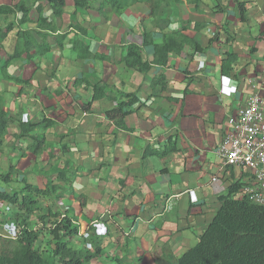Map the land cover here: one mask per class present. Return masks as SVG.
I'll return each instance as SVG.
<instances>
[{
	"label": "crops",
	"instance_id": "1",
	"mask_svg": "<svg viewBox=\"0 0 264 264\" xmlns=\"http://www.w3.org/2000/svg\"><path fill=\"white\" fill-rule=\"evenodd\" d=\"M23 1L29 6L30 0ZM100 1L90 0L88 10H75L69 0L56 21L60 27L46 39L50 51L15 61L6 70L23 83L0 79L5 111L24 122L54 123L44 131L53 151L45 149L39 156L26 151L30 139L13 140L12 126L0 168L5 171L12 162L30 183L34 179L44 186L54 179L55 167L68 163L71 183L59 184L65 189L61 201L45 204L69 209L81 233L97 220L85 241L78 236L73 241L91 252V244L101 249L90 264H110L109 256L116 264H170L198 242L220 206L217 197L233 181H244L243 171L223 166L215 151L227 119L253 94L264 97V0L167 2L156 19L142 3L120 13L105 8L101 14ZM237 4L244 6V20ZM30 18L19 30L36 28L33 11ZM194 23L202 27L196 31ZM183 25H189L184 33L201 46L199 53L187 47L170 53L161 66L153 63V48L142 47V59L150 64L146 73L121 61L126 45H141L143 31L159 43L163 32ZM17 28L0 48L1 58L13 52ZM56 34H66L62 48ZM77 38L95 59L77 57L70 43ZM227 53L236 54V60L225 73L221 67ZM160 75L166 80L164 89L151 86ZM81 76L90 84L104 83L107 95L92 102L91 88L74 84ZM125 96L137 100L120 121L109 119L107 112L125 102ZM62 146L66 148L60 152ZM146 149L152 153L145 155ZM20 153L25 156L19 158ZM50 153L57 162L49 161ZM189 191H194L195 202ZM77 195L85 197L83 206Z\"/></svg>",
	"mask_w": 264,
	"mask_h": 264
},
{
	"label": "trees",
	"instance_id": "2",
	"mask_svg": "<svg viewBox=\"0 0 264 264\" xmlns=\"http://www.w3.org/2000/svg\"><path fill=\"white\" fill-rule=\"evenodd\" d=\"M69 0H30L29 6L23 0L13 4H0V48L6 41L8 34L17 26L16 43L11 54L0 57V79L17 84L23 83L21 78L10 77L6 70L15 61L42 57L51 47L47 43V37L56 33L60 27L59 21L64 8ZM199 0H101L99 13L109 8L113 13H120L129 6L142 3L148 8V15L156 19L162 3H189L196 4ZM75 10L90 9V0H70ZM31 11L36 15V28L33 30H19L21 25L32 22ZM237 11L244 20V6L237 4ZM10 18H13L9 20ZM189 25H183L178 31L162 33L159 43L152 41L151 32H142V43L137 45L130 43L125 47V53L121 61L127 68L137 69L140 73H146L150 64L142 59V47L153 48V63L165 66L170 53L178 54L189 47L193 53H199L201 46L184 32ZM201 24L194 23L193 29L198 31ZM66 34H56L54 40L59 48H62ZM216 39V36L212 38ZM72 50L79 59H95L89 53V48L80 40L70 42ZM222 71L227 73L231 64L236 60V54L227 53ZM75 85H83L91 88L92 102L107 95L106 85L102 82L90 84L85 76L76 78ZM159 85L161 89L166 86L163 76L154 77L151 86ZM125 102L117 103V106L107 112L109 119L120 121L127 113L125 108L136 102L135 96H125ZM48 119H42L37 123L24 122L4 110V102L0 97V155L9 129L13 126L16 130L12 134L14 141L30 139L26 151L39 156L47 147L44 131L53 126ZM41 132V133H40ZM66 147L62 146L60 152ZM145 155L152 153L145 150ZM20 153L19 158L24 157ZM58 157L49 154V161L57 162ZM68 163L62 168L55 167L54 179H48L44 186L30 183L26 173L16 169V165L9 162L7 170L0 168V204L6 208L0 212L3 223L0 222V264H90L100 253L99 247H93V252L85 247L76 246L73 242L78 236V227L72 224L70 210H53L46 205V201L56 204L63 196L60 192L65 189L60 183L70 184L68 177ZM233 168V167H228ZM20 180H17L18 176ZM15 184V187L10 185ZM244 182L233 181L226 192L219 195L220 206L211 222L205 227L198 242L178 259L170 264H264V205H257L249 196L243 193ZM80 206L84 205L85 197L76 196ZM37 219L34 226L32 221ZM5 228H4V227ZM7 229V230H6ZM6 232V233H3ZM80 238V237H79ZM82 239V238H81ZM80 239V241H81ZM79 241V242H80ZM43 243L44 246H39ZM92 243V242H91Z\"/></svg>",
	"mask_w": 264,
	"mask_h": 264
},
{
	"label": "built area",
	"instance_id": "3",
	"mask_svg": "<svg viewBox=\"0 0 264 264\" xmlns=\"http://www.w3.org/2000/svg\"><path fill=\"white\" fill-rule=\"evenodd\" d=\"M216 155L225 167L238 168L245 174L243 193L257 205H264V97L250 96L236 114L229 117ZM216 178H212V182ZM192 202L194 191H189ZM67 208H65L66 210ZM72 224L75 222L71 219ZM97 220L90 222L89 227ZM86 234L79 232L78 236Z\"/></svg>",
	"mask_w": 264,
	"mask_h": 264
},
{
	"label": "rangeland",
	"instance_id": "4",
	"mask_svg": "<svg viewBox=\"0 0 264 264\" xmlns=\"http://www.w3.org/2000/svg\"><path fill=\"white\" fill-rule=\"evenodd\" d=\"M17 1V0H16ZM53 148H54V145H51L49 142H48V144H47V147H46V150L47 149H49V151H53ZM46 150H44V151H46ZM43 151V152H44ZM48 151V150H47ZM46 151V152H47ZM48 151V152H49ZM45 152V153H46ZM2 172H3V170H2ZM31 182L33 183V184H35L34 182H35V180L33 179V180H31ZM2 184V183H1ZM3 186H4V184H2ZM1 185V186H2ZM11 186V185H10ZM61 201V200H60ZM71 201V200H70ZM55 202H57V200L55 201ZM47 203V202H46ZM59 203V202H58ZM60 204H61V202H60ZM4 208H5V205L4 204H0V212L2 213V211L4 210ZM0 222L1 223H3V221H2V217H1V215H0ZM37 222H39L37 219H34L33 221H32V225L34 226ZM4 227V226H3ZM6 227V226H5ZM4 227V228H5ZM7 228V227H6ZM7 230V229H6ZM3 233H6V232H3ZM82 233H84V234H86L87 233V231L86 230H83L82 231ZM82 237H80V238H82L84 241H85V239L87 238V236L86 235H84L85 237H83V235H81ZM79 237V236H78ZM39 246H44V244L43 243H40V245ZM109 259H110V261H109V263L110 264H116V261L114 260V259H112V257H108Z\"/></svg>",
	"mask_w": 264,
	"mask_h": 264
}]
</instances>
